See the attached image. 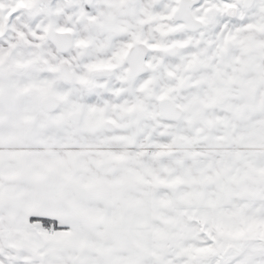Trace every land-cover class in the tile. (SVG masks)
Here are the masks:
<instances>
[{
    "label": "snow or ice",
    "instance_id": "6c2138e0",
    "mask_svg": "<svg viewBox=\"0 0 264 264\" xmlns=\"http://www.w3.org/2000/svg\"><path fill=\"white\" fill-rule=\"evenodd\" d=\"M0 264H264V0H0Z\"/></svg>",
    "mask_w": 264,
    "mask_h": 264
}]
</instances>
